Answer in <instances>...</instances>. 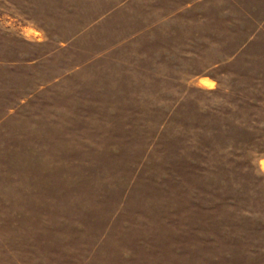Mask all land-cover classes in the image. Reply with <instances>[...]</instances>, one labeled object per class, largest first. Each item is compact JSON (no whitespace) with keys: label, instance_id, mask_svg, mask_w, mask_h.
I'll return each instance as SVG.
<instances>
[{"label":"rangeland","instance_id":"obj_1","mask_svg":"<svg viewBox=\"0 0 264 264\" xmlns=\"http://www.w3.org/2000/svg\"><path fill=\"white\" fill-rule=\"evenodd\" d=\"M218 10L0 0V264H264V32Z\"/></svg>","mask_w":264,"mask_h":264},{"label":"crops","instance_id":"obj_2","mask_svg":"<svg viewBox=\"0 0 264 264\" xmlns=\"http://www.w3.org/2000/svg\"><path fill=\"white\" fill-rule=\"evenodd\" d=\"M196 0V3L205 6L211 3L219 7L214 16H203L211 20L212 30L219 34L245 33L240 44H237L231 53V57L245 52L246 47L257 38V35L264 32V0ZM220 3V4H219ZM212 17V18H211ZM218 43L224 40H217ZM222 47H224L222 45Z\"/></svg>","mask_w":264,"mask_h":264}]
</instances>
